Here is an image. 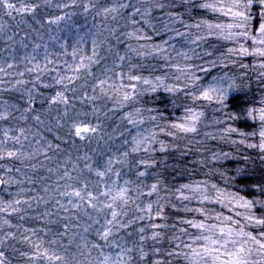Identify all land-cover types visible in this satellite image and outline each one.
<instances>
[{
    "label": "snow or ice",
    "instance_id": "obj_1",
    "mask_svg": "<svg viewBox=\"0 0 264 264\" xmlns=\"http://www.w3.org/2000/svg\"><path fill=\"white\" fill-rule=\"evenodd\" d=\"M185 4L189 0H183ZM45 3L51 6L52 0H45ZM256 3L261 6V20L259 25L257 35H252L250 33V22L251 13L249 9ZM99 0H67V2H59L55 6L58 9H67L73 6H79L83 9L85 14L90 11H95L96 15L103 14L105 18L109 15L115 20L116 16L125 8H131L133 10V15L128 16V21L132 26L137 25V21L133 16H140L141 20L145 25L150 27L156 35H160L161 30L164 32H174L175 37H179L178 41L180 47L184 49L183 51H178L176 46L171 44L170 41L173 37H169L168 40H163L161 44H151L142 43L138 48L129 47L128 52L134 53L138 57H156L159 56L165 61V67L173 70L172 78L179 82L184 81L183 87L179 83L168 85L164 82V78L161 76H156L154 81L144 78L141 75L131 74L134 68L138 65L129 63V73H119L121 77L127 76L130 82H141L143 85L147 86L148 91L155 92L158 88H163L164 91L168 93L175 92H185L187 96L195 100L201 98L211 101L213 99H218L223 101L229 89L235 88L234 83H229L228 87L223 86L225 80H230L228 73L225 71L223 75L213 76L212 80L204 86L203 78L197 75L198 72L209 74L210 69H215L220 67L221 69L227 67V63L235 64L236 61L232 60V56H257L261 58V61L256 67L262 69L259 76L264 78V0H214V3H201L199 7L201 8H211L213 11H219L223 13L225 17H229V21L226 23H210L208 21H200L196 24H185L181 19L180 14L172 11L164 12L166 7H171L174 5H167L160 2V0H143V7H136L133 4L125 3L124 0H112L111 6H98ZM197 5L192 4L195 8ZM41 5L35 0H19V3H13L11 0H0V11H4L8 17L13 16V12L18 14H28L33 19H35L37 13L40 11ZM155 10H159L163 13L161 17H154L151 13ZM71 13H65L63 15H56L54 17H49L45 20H36V23L40 25L41 28L48 25H59L63 21H69L71 18ZM156 20L157 23L152 21ZM166 21L163 23L162 29L160 21ZM23 22V21H21ZM177 23L180 24L185 30L180 31L178 28L174 27ZM7 24L0 25V42L4 43V47H0V74L5 77H24L25 74L33 75L32 80L16 79L14 83L8 80L0 78V93L5 92H21V99H23L22 89L26 84L31 83L32 88L28 89V103L29 106L19 109L20 115L17 117L13 115L15 111L18 110V106L15 103L10 104L6 99H0V122L5 124L10 121H27L29 119L34 120L37 124H42L43 121L39 114L32 115L36 110L30 106V102L34 99L32 96V90L37 87L40 82L41 77H43L49 71L55 72L56 76L53 77L54 83L56 85H63L62 90L56 91L55 95L51 97L49 103L63 104L65 106L64 112L62 113L63 118L67 120H73L70 116L72 111V99L66 95L69 91V86L77 81L81 72L87 74V76L92 77V65L99 64L101 59L104 57H99L100 44L97 42L95 35L92 39V51L91 55H83V50L78 47L80 43L83 42V36L80 31H75L73 33V38L75 39V44L72 46V60L74 63L65 62V71L61 73L59 68L53 67L49 68V65L59 63L58 60L50 59L52 53L48 50V45H44L43 54H41L39 43L34 44L29 51V45L25 44L22 40L17 42L14 40L15 33L13 35H8L5 32ZM191 29L196 30L194 34ZM112 31H115L114 29ZM143 30L136 27L134 31L128 32L126 35L130 38L135 37L137 40L150 41L151 37L142 34ZM137 33H141L137 35ZM210 37H215L217 40H226L234 42L238 47L229 48L226 54H222L215 60H208L207 64L209 67H202L200 65H195L192 63H187L191 61L194 57L196 59H201L205 56H213L214 52L203 51L204 47L208 45ZM54 41H59L60 37H51ZM251 39L253 47L251 50L245 47L243 41ZM18 43V47H16ZM103 43V42H101ZM61 49H65L64 44H60ZM67 54L65 52L59 53V55ZM41 57L44 61L41 64ZM113 61H125L131 60V57L127 55H121L119 52L112 54ZM30 65L26 67L24 71L13 72L10 71L17 66ZM119 66V65H115ZM241 67H247V65H241ZM255 70V68H254ZM111 71V69L105 68L104 72ZM115 75V74H114ZM167 75V74H166ZM107 83L106 79H99L96 83L92 85L93 91L97 88L100 89L101 93L108 95V89L103 86ZM10 85V86H5ZM44 87H51L49 84H45ZM116 95L119 97L116 101L121 107L126 103H130L136 99L137 95V84L130 83L126 87L132 89L131 92L123 91L120 95V90L116 89L115 86H109ZM124 87V86H122ZM73 96H75L77 90L75 87L71 88ZM199 93L196 95L195 93ZM97 97L89 96L87 100H95ZM111 98V97H110ZM95 112L96 109H93ZM150 111V110H149ZM260 120L264 123V109L260 110ZM185 116L183 122H174L171 128L175 131H169L167 135L174 136L177 133H196L197 124L201 117L204 115L202 111L194 110L193 108L185 109ZM251 115V112L249 113ZM78 115H86V113H79ZM128 124L136 127L144 123V118L139 108L135 109L132 113H127L124 117ZM149 120H156L157 117L150 116ZM59 124V121L57 122ZM217 123H220L217 121ZM155 126V125H154ZM71 129V135L78 137L80 140L90 139L91 137L86 134H98L99 126L92 125L90 123L78 122L73 120L69 125ZM30 130L24 127L12 128L4 127L0 125V161L3 160H16L20 161L25 167L27 165L24 163L26 160H31L37 155L43 154L44 160L49 161L51 157L47 154L52 150L53 146L49 143L46 147H41V141L36 140V147L32 149L31 152L24 150V141L29 139L28 132ZM51 131V129H49ZM161 132H164V128H160ZM236 129L228 128L223 129V132H235ZM209 138L216 139L217 137L208 134ZM261 138V143L259 145H248L249 147H259L264 150V129L259 133ZM23 138V139H22ZM156 141V135L150 133L148 136H144L142 133L137 132L132 136L131 141L127 139L124 140V144L128 145L131 143V152L135 153L140 151L141 145H146ZM243 142V141H241ZM168 145L160 142V151L164 152ZM58 150V146H57ZM145 151H155V149L145 147ZM128 152L118 154L117 156L110 155L106 160L102 162H93L92 157L84 155L82 157H77L76 161L72 163V168L68 169L63 164L58 165L56 168H48L47 171L52 174L57 175V182L55 189L49 188L47 185L42 189L44 195L37 193L27 199H9L7 201L0 200V213H6L8 216L15 214L20 221H25L30 217L27 215L28 210L32 209V202L36 201L39 205H47L50 201H54V205L63 213H71L70 215H65L60 218L64 221L63 231L56 234L57 238H54L47 243L51 245H57L58 240L61 237L69 236L71 233V238L68 240V245L65 246L60 244L59 247L63 254H57L55 251L50 252L48 248H44V240L37 236V240L34 242L29 238V235L25 234L21 238L22 243H27L30 245L32 252H21V257H27L29 264H36V258H39L41 264H82L81 260L76 259L75 252L72 251V245L74 241L78 238L79 243H76V248L80 250V255L84 257L88 264H133V253L137 251L136 248L128 247L125 244L118 242L115 238L116 234L120 233L122 229H127L129 224L135 223V220L128 219L125 222V217H127L128 212L126 211L129 203L136 204L137 201L132 199L129 195V189L127 187H116L117 181L115 179L111 180L109 184L107 182L111 175L119 176V171L113 170V164L123 162V157H127ZM227 153L212 154L213 160H218L221 157L227 158ZM83 160V166H79V161ZM67 163V161L65 162ZM140 163L146 167L151 168L157 162L155 160H142ZM43 163L39 166L36 164L31 165V171L37 172L38 167L43 168ZM80 167L79 173L73 175L75 171ZM22 169L20 167L6 168L4 164H0V173H8L12 171L20 172ZM145 172H138L139 177H143ZM96 178L97 184L92 185L91 181ZM25 179L29 184L40 183L45 181L47 178L44 176H39L38 179L33 180L32 177L25 176ZM60 181H67L63 185ZM103 182V183H100ZM24 181L16 180L12 176H7L6 179H0V185L5 184H23ZM128 184V181L124 182ZM159 180L153 183L150 190L146 193L148 196L156 195V200L150 202L143 207L137 204V212H149L154 215H150L149 226L153 230L151 236H146V229L141 227L139 229V240L141 243L148 239L158 242L161 239V232L157 231L166 225H160L157 223H152V220L157 218L164 219L163 212L165 205L160 203L162 197L159 196ZM102 187L103 191L94 192L92 188ZM212 185V188H215ZM183 190H190L192 195L186 196ZM31 191L36 192V189H31ZM55 191L59 197L52 196L51 193ZM204 188L200 184L195 186L184 184L180 188L176 189L178 200H189L196 199L199 197L202 200H207L209 197L204 194ZM25 192L24 188H20V191L15 195L20 196ZM143 195V194H142ZM47 197V199L45 198ZM64 200L66 203H62ZM105 200L110 202H105ZM242 207L246 210L251 209L255 201H244L240 198ZM156 204V208H153V204ZM26 206V207H24ZM174 206V205H173ZM119 209V211L117 210ZM91 210V211H89ZM191 211L189 209H185ZM195 211L200 212L201 209L197 208ZM91 212L103 213V218H94ZM21 213H24L21 215ZM53 211H45L42 214L37 213L34 219H43L45 217H51L54 215ZM86 218V219H85ZM85 220V223L81 225L79 220ZM136 219L143 220L144 216L139 215ZM219 220V216L217 217ZM232 224H237V228L225 227L221 224H206L203 221H192V220H182L181 224L187 227H182L179 232L182 235H188V228L199 229L200 234L198 236L192 237L193 244L197 247H193L192 244L181 243L178 248L181 251L170 252L169 256H183L189 264H264V231H261L258 235H253L252 233L245 232L243 227L239 226L237 221H233L230 218H225ZM246 219L249 222H255L256 224L264 225V219H256L251 214H249ZM88 221H91L88 223ZM52 223L53 221H48ZM59 222V221H57ZM97 225L95 228V236L104 243H89L87 240L88 233L93 231V226ZM5 226L10 225V219L0 217V230ZM15 227H23L22 224L14 225ZM83 227V232H77L74 229H79ZM174 228V226H173ZM24 233H31V235L36 236L37 231L35 229H23ZM15 239L12 231L6 232L3 236H0V245H4L5 241L8 239ZM178 236H174L173 240H178ZM6 246V245H5ZM107 249V253L105 252ZM186 250V251H185ZM96 251L98 253V259H92L91 253ZM140 255L139 260L143 261L144 257L147 255L141 247L138 249ZM159 252V248L155 249ZM0 264H8L7 258L4 251H0ZM154 264H161L159 260L155 261Z\"/></svg>",
    "mask_w": 264,
    "mask_h": 264
},
{
    "label": "rangeland",
    "instance_id": "obj_2",
    "mask_svg": "<svg viewBox=\"0 0 264 264\" xmlns=\"http://www.w3.org/2000/svg\"><path fill=\"white\" fill-rule=\"evenodd\" d=\"M60 2H64V1L60 0ZM124 2L128 4H133L136 7L145 6L143 4V0H124ZM205 2L214 3V0H199L197 2L198 7H199V4L205 3ZM111 3H112V0H100L98 6H111ZM200 9L201 10L197 12L198 16L196 14L192 15V13H188L189 16L183 18L182 14H180L181 19L183 20L185 24H193V25L200 21H208L210 23H226L230 19L229 17H225L223 13L219 11H213L211 8L205 9V8L200 7ZM249 11L252 17L251 22H250V33L255 36L257 35L259 25L262 22L261 6L259 5V3H256L249 9ZM57 12L58 13H53V15L49 17H54L56 15H63L65 13H71L72 15L69 21H63L59 25L45 24L43 28H41L40 25L36 23V20H39L38 19L39 15H36L35 19L33 20L35 21V23L33 24L34 30L32 34H26V33H23L22 31L21 32L14 31V29L12 28L6 29L5 32H7L8 35H13L15 33L14 40L17 42L22 40L25 44H28L29 51H31V47L34 44L39 43L41 45L39 51L41 52V54H43L44 45L47 44L49 52L52 53V56H50V59L59 61V63L57 64L49 65V68L50 69L53 67L59 68L61 70V73H64L65 71V62L70 63V64L74 63L72 60V56H71L72 46L75 44L73 33L75 31H80L81 35L83 36V42L80 43L78 47L83 50L82 54L85 56L91 55L92 39H93V35H95L97 42L100 44L99 57H104L105 59H101L99 64L92 65V69H91L93 72L92 77H89L87 76L86 73L81 72L79 74L80 78L77 81H74L73 84L69 86V91L66 93V95H68L72 99V111L70 112V116L73 118V120L77 121V119H79L78 122H85V123L88 122L84 119V115H78V114L84 113V105L87 101V97L93 96L92 85L96 83L99 79L107 78V83L103 87L105 89H108V93H112V94L115 91H113L109 86L117 87L118 90H120V93L123 94V91H129V92L132 91V89L126 87L130 83H136L137 86L139 84L143 85L141 82H130L127 79V76L121 77L120 75H118L121 72L129 73V70H127L129 68L128 67L129 63L138 65V66H146V67L150 65L152 66L151 70L150 69H147V71L146 69L145 70H132L131 74L141 75L144 78H147L153 81L156 76H161L164 78V82L166 84L172 85V84L179 83V85L183 87L184 81L181 80L177 82L172 78L173 70H170L165 67V61L161 57L146 56V57L141 58V57L136 56L134 53L128 52L129 47L138 48L139 45L142 43L161 44L163 40H168L170 36L173 37L170 43L175 45L178 51H183L184 49H182L178 43V41H180V38L175 37L174 32H171V31L164 32L163 30H161L160 35H156L150 27L144 24L140 16H133V18L138 23L136 26H132L130 22L128 21V16L133 15V10L131 8L123 9V11L120 12L119 15L116 16L115 20L112 19L111 15H109L107 18H105L103 14L96 15L95 11H90L89 13L85 14L83 12V9L79 6H73L67 9H62ZM151 15L154 17H161L163 13L160 12L159 10H155L151 13ZM47 19H44V20L46 21ZM22 20H23V23H22L23 26L24 24L28 25L32 23V21L29 19L28 14H23ZM152 22L157 23L156 20H153ZM165 22L166 21H163V20L160 21L161 29H162L163 23ZM136 27L141 28L143 30L142 34L150 36L151 40L150 41L137 40L135 37L130 38L126 35L128 32L134 31ZM174 27L178 28L180 31L185 30L183 27L180 26L179 23L174 25ZM113 29L115 31H112ZM190 31L196 34L195 29H191ZM140 34L141 33H137V35H140ZM54 36L60 37L59 41L52 40L51 37H54ZM243 43L245 47H248L250 50L253 47V43L251 39L247 41H243ZM60 44H64L65 49H61ZM18 46L19 45L17 43L16 47ZM0 47H4L3 42H0ZM233 47H238V45L231 41L217 40L215 37H210L208 41V45L204 47L203 51L214 52V55L205 56V57H202L201 59H196L194 57L191 61H188L187 63L200 65L202 67H209V65L207 64L208 60H215L216 58L220 57L222 54H226L228 52V49L233 48ZM65 51L67 54L59 55V53L65 52ZM115 52H119L121 55H125L127 53V55L131 57V60L129 61L126 59L125 61H113L112 54ZM231 59L235 60L236 63L231 64V63L225 62L227 64L226 68L221 69L220 67H217L215 69H210L209 74H205L201 72L197 73V75H200L203 78L204 86H206L212 80L213 76L223 75L225 71L228 73L230 80H225L223 86L227 88L229 83H234L236 87L229 89V91L227 92L225 96V99L222 102L219 101L218 99H213L211 101H208L203 98L194 101L191 98V96H187L185 92L183 91L175 92V93H168L170 94L168 95L169 97L173 96V98H177L174 95L179 93L183 97L186 96V99L183 105L184 109H182V106H179L178 113H176L175 116L172 117L173 119H171L169 123L163 127L164 132H161L160 129H155L151 131L150 129L151 127L149 126V124H146V123L133 127L132 125L128 124L126 119H124L126 114L125 112H123L122 119H124L126 123L124 122L125 126L121 128V135H122L120 136L121 142L119 143V145L113 146V149L105 151V153L101 154L100 157L102 158V160H106L110 155L117 156L118 154H122L126 152L124 148L122 149V146H124V140L127 139L128 141H131L132 136L135 135L137 132L142 133L144 136H148L150 133H154L156 135V141L146 144V145H141L140 148L145 149V147H149V148L155 149V151L150 152V155L154 154L155 152H159L160 142H163L164 144H166L165 140L161 139L163 138L164 133L167 134L169 131H175L174 129L171 128V125L174 122H183V118L186 114L185 109L187 108H193L194 110L202 111L204 113V115L201 117L200 121L197 124V129H199L201 125H207L209 122L208 120L209 117L216 118L220 122L219 127L222 128V126H224L225 129L232 128L237 121H242L244 122V125L247 128V130H241L236 133L241 135L242 133L245 132L246 135L249 137V140H250V136L251 137L254 136V141L252 142H254L255 145H259L261 143V138H260L259 133L262 129H264V123H262V121L259 118L261 115L260 110L264 109V78H261L259 76V73L260 71H262V69H259L256 66L261 61V58L257 56L245 55V56H232ZM40 62L41 64L44 63L42 57H41ZM115 65H119V66H115ZM241 65H247V67H241ZM26 67H30V65L25 64L23 66H17L16 68L10 71L20 72V71H24ZM105 68L111 69V71L105 74L104 72ZM54 76H56L55 72L49 71L48 73H46L43 77H41L40 82L37 84V87L32 90L31 94L33 96H37V94L40 92V89L45 88L44 85L49 84L51 82L53 88L51 89L47 88L48 90L46 91V93H48L49 95V101H50L51 97L55 95V92L62 90L63 88V85H56L54 83V80H53ZM0 78L8 80L11 83H14L16 79L32 80L34 77L33 75H29L26 73L24 77H19V76L5 77L3 76V74H0ZM239 78H242V79H239ZM247 80L249 81V83L246 82ZM5 86H10V85H5ZM143 86L147 89V86L145 85ZM72 87H75L77 90L75 96H73V93L71 92ZM31 88H32L31 83L26 84L23 87L22 89L23 99L20 98L21 92L0 93V99H6L9 101L10 104L16 103L17 105H19V101L17 100L19 99H21V101L28 100L27 90ZM159 89L165 94L167 93L166 91H164L163 88H158L157 90ZM96 90H98V93L100 95V92H101L100 89L97 88ZM238 90L239 91L246 90V92L245 93L243 92L242 94H237ZM195 94L198 95L199 93L197 92ZM77 95H78V99L76 100ZM99 95L97 97V105L100 109L102 118L108 119L114 116L116 112L113 107V104L111 103V100L108 97L109 94L108 95L103 94L106 103L101 102L102 97H99ZM5 97H9L11 100ZM234 97H237L241 100L240 106L242 107V110H241L243 112L242 115H239V113H234L232 111V108L230 107L229 100ZM78 101H79V104H78ZM82 103H83V107H82ZM45 107H46V110H49V113L51 114L52 118L55 120L53 125L49 128L51 129V131H49L48 129H45L46 131L44 133L41 132V134H39L37 131H34V130L32 133L28 132L29 139L27 141H24V145H25L24 150L31 152L32 149L36 147V143H35L36 140H40L41 147H46L50 143L53 146L52 150H55L53 151L55 152V154L50 151L47 153L51 157L49 161L44 160L43 154L37 155L31 160H26L24 163L27 165V167L21 164L20 161H16V160L0 161V164H4L6 168L20 167L22 169L20 172L12 171L8 173H0V179H6L7 176L10 175L16 180L24 181V183L20 185H15V184L0 185V200L7 201L9 199H27L37 194L31 191V189H34V188L37 190L39 194L44 195V193L42 192V189L46 185L49 188L55 189L56 182H57V175L49 173L47 169L56 168L58 167V165H61V164H63L66 168L71 169L72 163L76 161L77 157L74 155L72 151H68V149H64L62 152L61 151L62 148L60 146H58V150H57L56 142L60 141L62 137L66 135L67 136L71 135L70 134L71 129L69 125L73 122V120H67L63 118L62 113L64 112L65 106L63 104H54V103L48 102L47 106ZM116 109H117V106H116ZM250 112H251V115L249 114ZM13 115L18 117L20 115V111L19 110L15 111ZM142 115H144L143 116L144 119H145V116L146 117L153 116L150 113L142 114ZM86 116L87 115H85V117ZM233 119L234 121L232 122ZM112 120H114V118H111L110 121ZM58 121L59 123L65 122L66 126H63L62 124H58L57 123ZM149 122L157 123V124L161 123V122H155V121H149ZM21 123H22L21 121H10L7 124H5L4 122H0V125L4 127L19 128L21 127L20 126ZM18 125L19 127H17ZM103 125H105V122ZM237 127L240 128L243 126H240V127L237 126ZM112 133H116V132L113 131ZM180 134L182 133H177L174 136L168 135V137H172V138L166 139V142L170 143V142L177 141L178 138H182ZM188 134H190L193 137L196 136V133H188ZM71 136H74V135H71ZM157 136L159 138H157ZM55 137H57V139ZM237 139L240 140V138H237ZM128 145L130 148L132 147L131 143H129ZM219 148L220 150L218 151V154L227 153L228 154L227 158L221 157L220 159L214 160L212 162L209 160L208 165H212L216 163H222L224 165L226 162L230 164L231 161L233 160H245L244 158H248V156H242L236 152V150L244 152L242 150L243 149L242 147H234V145H229L227 147L224 144H220ZM255 148L258 150V154L256 155V158L263 160L261 162L263 163L264 162V150H261L259 147H255ZM83 150H84V154L81 155V157L84 155L91 156L89 144H88L87 149L84 148ZM68 152H70V154H68ZM52 155H56L57 158H52ZM77 156L79 157V155ZM127 157H123V160H125ZM66 161L67 163H65ZM93 162H96V161H93ZM41 163H43L44 165L43 168L38 167V170L35 173L31 171V165L36 164L37 166H39ZM83 163L84 161L80 160L79 166L82 167ZM80 167H78L74 172L78 174ZM136 167L137 166L134 165V169H136ZM127 168L128 167H126L125 161L121 163L113 164L114 172L119 171L120 175L115 176L113 174L111 175L110 179L107 180V182L110 184L111 180L115 179L117 181L116 187H127L129 189L128 195L132 199L136 200L137 203L134 204L130 202L127 208L137 209V204L143 207L144 205L155 201L156 200L155 194L152 196H148L146 195V193L150 190L151 185L153 183H156L157 180H159V178H157L158 176L155 174L156 180L151 178L150 187L146 188L143 191L140 183L136 181V179L133 181H129L130 179L127 176V173H128ZM236 170L238 171L239 167H237ZM42 171L45 176L50 177V180L47 182H44L43 185L38 184V183L29 184L27 180L25 179V176L27 175L29 177H32L33 180H36L38 179L39 176H41ZM140 171L145 172V175L143 177L138 176V172ZM72 174L75 176L74 173ZM135 176L138 177L139 179H144V178H148L149 174L146 168H142V169L136 170ZM219 178L223 181V177H219ZM125 181H128L129 183L125 184L124 183ZM207 182H212L216 186L218 185L217 182L219 181L215 180V177H214L212 179H207ZM207 182L201 185V187L204 188L205 190L204 194L209 197V199L207 200H202L199 197H197L196 199L178 200L177 194H176L175 196L176 200L174 201H181V202L186 203L185 205H179L178 216H188L187 219H179L178 217L174 219L175 217H173L172 219L168 221V224L163 222L165 218L158 219L162 221L164 225H166L164 228V230H166V234H165L166 238L163 240L165 241L166 248H165V254L163 255L164 261L159 259L161 264H189V262L185 260L183 256H169L168 255L170 252L181 251V249L178 248V245L181 243L192 244L193 247H197L196 244H193V241L191 238L194 236H198L201 230L189 227L188 235H182L179 232V229L182 227H187L186 225H183L180 223V221L182 220H189L195 217V219L192 221H196V222L203 221L206 224H221L222 226H225V227H232L234 229L237 228V224H232L228 220L225 219V218H230L233 221H237L239 226L243 227L245 232L252 233L253 235H258L261 231H264V225L256 224L254 221L249 222L246 219V217L249 214H251L256 219H264V201L255 200L256 203H254L252 208L246 210L244 207L241 206L243 201H241L240 198L242 197L244 201H250V200L243 197L241 193L238 195H231V196L222 198L219 196V193L221 190L218 189L217 187L212 188V186ZM65 183H68V182L60 181L61 185ZM100 183H103V182H100ZM91 184L92 185L97 184L96 178L92 179ZM184 184H188L192 186L196 185V183H183V184L180 183V186ZM162 185L163 184H161L159 181V185H158L159 195H160V190H161L160 186ZM20 188H24L25 192L20 196L15 195L17 192L20 191ZM92 190L96 192V191H103L104 189L102 187H95V188H92ZM183 191L186 196L192 195L190 190H183ZM51 195L59 199L55 191H53ZM45 198L47 199V197ZM61 202L66 203V201L64 200H62ZM105 202L107 203L110 201L105 200ZM154 204H153V208L155 209L156 204L155 205ZM48 205L51 207L50 208L51 211L56 213L53 216L59 217L58 220H60V218L65 215L71 214V213H67V214L63 213L58 208H56L54 205V201H50L46 206ZM46 206L39 205L37 204V202L36 204H33L32 202V209L28 210V213H27V215L30 218L25 221H20L15 214L8 216V214L6 213H0V217L10 219V225H13V226H5L2 230H0V236H3L8 231H12L15 236V239L10 238L7 241H5L4 245H0V251H4L8 264H29L27 257L20 256L21 252H28L25 250L26 248L24 245L23 246L20 245L22 243L21 238L25 234L29 235V238H32L33 240H37V236L41 237L46 243L47 245L46 247H48L50 252L55 251L57 254H63L59 245L63 244L67 246L68 240L71 238V233L69 234V236L59 238L57 245L50 246L47 242L54 238H57L56 234L60 232V230L63 231L64 221L60 220L62 222H57V220L55 219L54 220L48 219L56 223L55 224L56 226H54L53 223L45 222L44 219H47V218H43V219L33 218L37 215L38 209L45 208ZM197 208L201 209L202 211L200 212L195 211V209ZM185 209H189L191 211H188ZM117 210L119 211V209ZM23 214L24 213H21V215ZM91 215L94 218H101V219L103 218V213L91 212ZM139 215H144V220H143L144 222L142 220L141 221L144 225L145 224L149 225L148 218L150 217V215H154V212L153 213H149L147 211L139 212ZM218 216L220 218L219 220L217 219ZM128 219L129 217L127 215V217H125V222ZM90 222L91 221H88V223ZM79 223L83 225L85 223V220L83 219L79 220ZM20 224L23 225L22 228L14 226V225H20ZM168 226H170L169 229H168ZM96 227L98 226L94 225L93 231L86 234L87 240L89 241V243L96 242V243L103 244L104 242L99 240V238L95 236ZM130 227L131 225L128 226V228ZM24 228L35 229V230H38L39 228H41V230L37 231L36 236H33L31 235V233H24L23 231ZM74 230L77 232H83V227H80L79 229H74ZM124 230L125 229H122L120 233L116 234L115 238L117 239V241H121V239L119 238V235ZM174 236H178L179 239L173 240ZM76 243H79L78 238L76 239V241H74L72 245V251L75 252L76 259L81 260L82 264H88V261H86L84 257L80 255V250L76 248ZM14 247L17 249L16 251ZM107 251L108 250L105 249L106 253ZM28 253H31V250ZM14 255L16 258H19V260L16 261V263H11V260L14 257ZM91 258L98 259L99 258L98 253L96 251H92ZM36 264H41V261L39 260V258H36Z\"/></svg>",
    "mask_w": 264,
    "mask_h": 264
},
{
    "label": "trees",
    "instance_id": "obj_3",
    "mask_svg": "<svg viewBox=\"0 0 264 264\" xmlns=\"http://www.w3.org/2000/svg\"><path fill=\"white\" fill-rule=\"evenodd\" d=\"M64 2H67V0H62ZM100 1V0H99ZM199 0H190L189 3L185 4L183 0H160V2L165 3L167 5H174L171 7H166L164 9V12L172 11L176 12L178 14H182V17L185 18L189 16L188 13H192V15L196 14L200 9L198 7ZM13 3H19V0H11ZM35 2L39 3L41 5L40 11L37 13L39 20L47 19L49 16L53 15V13H58L57 11H60L62 9L56 8V3L60 2V0H52L51 6L45 3V0H35ZM197 3L196 7L193 8L192 4ZM161 12V11H160ZM202 13V12H201ZM198 16V15H197ZM203 16V15H202ZM201 16V17H202ZM23 15L18 14L16 12H13L12 17H8L4 11H0V25L7 24L6 29H14V31L23 32L26 34H32L34 27L33 24L35 21L34 19L29 15V19L32 21L30 24H24L22 25ZM138 66L137 68H134L133 70H145L152 68V66ZM129 70V68L127 69ZM242 79V78H239ZM45 80V79H44ZM249 83V81H246ZM51 87H47L49 89L53 88L51 82L49 83ZM46 87L41 88L40 92L37 94V96H33L34 99L30 102V106L34 108L36 111L32 113V115L39 114L41 117V120L43 121L42 124H37L34 120L29 119L26 121H21L20 124L21 127H25L26 129H29L30 133L34 131H37L39 134L41 132H45V129H48L53 125L55 120L52 118L51 114L49 113V110H46L48 101H49V95L46 93L48 90ZM118 89L117 87H115ZM248 89V88H247ZM246 89V90H247ZM246 90H241L237 92V94L245 93ZM109 99L111 100V103L113 104V107L115 109L116 114L108 119L102 118V115L100 113V109L97 105V98L95 100H87L84 105V113H86V117L84 115V119L88 121L87 123L98 125L99 126V133L98 134H86L90 136V139L80 140L78 137L75 136H64L62 139L58 142H56L57 146H60L62 148V152L64 149H68V151H72L76 157L79 155L84 154V148L87 149L88 144L90 146L91 151V157L93 161H103L100 157L101 154L105 153V151H108L110 149H113V146L119 145L121 142V128L125 126V120L122 119V114L125 112L132 113L135 111V109L139 108L141 110L142 114L150 113L153 116L157 117L155 122H161V123H151L149 121L148 117L145 116L144 123L149 124L151 127V131L155 129L163 128L166 124L169 123L172 117L175 116L176 113H178L179 106L184 105V101L186 99V96L183 97L181 94H175L174 96L177 98H173V96H168V92L165 94L160 89L156 90L155 92L148 91L146 88L139 84L137 86V95L136 99L130 103L124 104L123 107H121L116 101L118 100V96L116 95V92L108 93ZM99 93L98 90L93 91V96L98 97ZM122 95V93H120ZM99 97L101 98V102H105L103 94L100 92ZM111 97V98H110ZM7 99H10L9 97H5ZM78 99V95L76 97V100ZM11 100V99H10ZM19 101L18 110L19 108L27 107L29 106L28 100L21 101V99L17 100ZM14 102V101H13ZM116 104H115V103ZM241 100L237 97L231 98L229 100L230 107L232 108V111L234 113H239V115H242V107L240 106ZM16 104V103H15ZM79 104V101H78ZM117 106V109H116ZM83 107V103H82ZM93 109H96L94 112ZM150 110V111H149ZM114 112V113H115ZM21 114V113H20ZM144 116V115H143ZM111 118H114V120L110 121ZM121 119V120H120ZM64 120V119H63ZM209 122L207 125H201L196 132V136L193 137L188 133H182L180 136L182 138H178L177 141L174 142H166V139H171L172 137H168L167 134L164 133L163 138L165 140V143L168 145V147L165 149L164 152H155L154 154L150 155L151 151L146 152L145 149L140 148V151L138 152H131V148L129 145L122 146V149L126 150V152L129 153L128 157L123 160L125 161L126 167H128V173L127 176L130 179L129 181H133L136 179L141 185L142 190L144 191L146 188L150 187V181L151 178L156 180L155 174L158 176L159 181L162 186H160V197L161 199L160 203H163L165 205L163 216L165 220L163 222L168 224V221L175 217L179 219H187L188 216H178V209L179 205H185L186 203L181 201H174L176 200V189L180 187V183H196V184H205L207 182V179H212L215 177V180H218L219 182L216 187L220 189L219 196L224 198L231 195H238L241 193L243 197L250 201H264V162L261 163L263 160L257 159L256 155L258 154V150L255 147H249L248 145L252 144L255 145L254 142V136L249 137L246 135V133H242L241 135L236 133L241 130H247V128L244 125V122L237 121L232 128L236 129L235 132H223V129H225L224 126L219 127V123H217L216 118L209 117ZM65 121V120H64ZM79 121V119H77ZM234 119L232 120V122ZM25 122V123H24ZM105 122V125H103ZM125 122V123H124ZM239 122V123H238ZM71 123V122H69ZM63 126H66L65 122L59 123ZM241 124V125H240ZM155 125V126H154ZM128 126V124H127ZM237 126H243L238 128ZM19 127V125L17 126ZM114 129V130H112ZM40 130V131H38ZM115 131L116 133H112ZM112 133V134H111ZM214 135L217 138L211 139L209 138V135ZM239 136V137H238ZM67 137V138H66ZM162 137V136H161ZM57 139V137H55ZM157 138H159L157 136ZM237 138H240L238 140ZM243 141V142H241ZM224 144L225 146L234 145V147H242L244 152L236 150L237 153H239L242 156H248V158H244L245 160H233L230 164L227 162L223 165L222 163H216L212 165L209 164V160L212 162L214 161L212 159V154L216 153L218 154V151L220 150L219 145ZM236 149V148H235ZM55 150H50V152H53ZM88 152V150H87ZM70 154V152H68ZM52 158H57L56 155H52ZM60 158V157H59ZM259 158V157H258ZM142 160H155L157 163L151 167L146 168L144 167L140 161ZM52 161V160H51ZM208 162V163H207ZM140 164V165H139ZM134 165H136V169H134ZM139 165V166H138ZM239 167V170L237 171L236 168ZM146 168L148 171L149 177L144 179H139L135 176L136 170ZM41 176L46 177L47 179L45 181H42L38 184L43 185L44 182H47L50 180V177H47L43 174V171L41 172ZM75 175H77L76 172L73 171ZM223 177V181L219 178ZM227 177V178H226ZM211 186L215 185L212 182H207ZM233 187V188H232ZM35 189V188H34ZM38 193L37 190L36 192ZM226 199V198H225ZM33 204H36V201H33ZM155 205V204H154ZM174 205V206H173ZM51 207L48 205L45 208L38 209V213H43L45 211H51ZM128 212L129 219L135 220V223L129 224L131 225L130 228L125 229L120 235L119 238L121 239V242L125 244L128 247L136 248L137 251H135L132 255L134 257L133 264H154L157 260L164 261V254H165V248L166 244L165 241H163L166 238V230H164L165 227H162L160 229H157V231H160L162 236L161 239L158 242H154L151 239L146 240L145 242L141 243L139 240V229L141 227H144L146 229V236H151V232L153 231L149 225H144L142 221L136 219L137 216H139V212H137L136 208L132 209H126ZM144 216V215H143ZM47 219H44L45 222L51 221L48 219H55L59 222H62L58 220L59 217L51 216V217H45ZM160 218H157L155 220H152L153 223H157L160 225H164L162 221L158 220ZM173 219V220H174ZM195 217L189 219L194 220ZM43 221V220H42ZM148 221H150V217L148 218ZM144 222V221H143ZM54 226H56L55 222H52ZM170 226H168V229ZM41 230V228L38 229V231ZM61 231V230H60ZM33 240L32 238H30ZM34 242L36 240H33ZM18 245V244H16ZM21 246H25L26 251L32 252V249L30 245L27 243H21ZM46 243H44V248L46 247ZM17 247V246H16ZM143 248L144 252L147 253V255L144 257L143 261L139 260V251L138 249ZM15 248V247H14ZM159 248V252H156L155 249ZM17 249L15 248V251ZM24 250V251H25ZM19 258H16L15 255L11 260V263H16Z\"/></svg>",
    "mask_w": 264,
    "mask_h": 264
}]
</instances>
